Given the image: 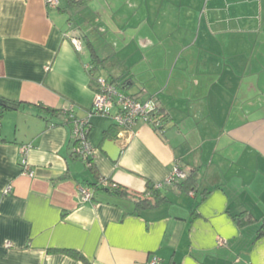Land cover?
<instances>
[{"label": "crops", "instance_id": "1", "mask_svg": "<svg viewBox=\"0 0 264 264\" xmlns=\"http://www.w3.org/2000/svg\"><path fill=\"white\" fill-rule=\"evenodd\" d=\"M59 6L0 0V98L20 104L0 115V264H264V0L111 2L127 58L103 74ZM96 78L154 99L160 131L137 122L118 135L110 117H88ZM69 106L89 118L93 171L76 154ZM175 165L195 187L167 182ZM99 179L127 196L92 188ZM147 185L166 200L136 211Z\"/></svg>", "mask_w": 264, "mask_h": 264}, {"label": "built area", "instance_id": "2", "mask_svg": "<svg viewBox=\"0 0 264 264\" xmlns=\"http://www.w3.org/2000/svg\"><path fill=\"white\" fill-rule=\"evenodd\" d=\"M47 4L56 7L58 1L47 0ZM73 44L78 51L81 50V43L79 41L73 40ZM95 83L94 100L88 117L94 115L110 117L115 127L119 130L118 135L129 133L137 122L147 124L153 129L161 127L158 119L159 107L155 100L140 101L135 97L128 96L122 93L117 85L103 78H96ZM64 112L69 118L73 139L77 142V146L75 147L76 154L87 167H90L94 151L87 140L90 128L89 118H76L72 106L67 107ZM25 151L26 149L22 148V152ZM21 169L23 175H27L29 178L33 177V173L24 159L21 161ZM183 179H185V174L180 170L178 165H175L167 182L174 183ZM98 184L103 188H109V186L115 187L114 185H110L105 179H99ZM79 196L81 203H89L93 198V191L87 187H80ZM6 246L10 247L11 245L7 243ZM157 263L158 260L153 259L150 264Z\"/></svg>", "mask_w": 264, "mask_h": 264}, {"label": "rangeland", "instance_id": "3", "mask_svg": "<svg viewBox=\"0 0 264 264\" xmlns=\"http://www.w3.org/2000/svg\"><path fill=\"white\" fill-rule=\"evenodd\" d=\"M124 0H97L98 10L92 11V15L88 9L82 10H67L64 12L62 17H64V23L67 24V20L73 24H77V27L82 29L83 41L81 42L82 48L86 47L91 54V48L96 57L102 59V68H99V72L103 74L107 69L114 66V63L118 60L126 61L127 55L125 53H120V48L127 45V39L121 37L122 33L120 28L116 29L115 24L112 21L110 14V4L111 2H123ZM80 14V16H79ZM73 30V29H72ZM73 37L77 39L79 36L77 32L73 30ZM117 34V35H116ZM153 39H149V41ZM88 45V46H87ZM130 45V43L128 44ZM92 52V53H93ZM117 52L116 55L113 53ZM91 58V56H90ZM91 61V59L89 60ZM134 92L133 88L126 91V95L132 96Z\"/></svg>", "mask_w": 264, "mask_h": 264}, {"label": "trees", "instance_id": "4", "mask_svg": "<svg viewBox=\"0 0 264 264\" xmlns=\"http://www.w3.org/2000/svg\"><path fill=\"white\" fill-rule=\"evenodd\" d=\"M57 1L60 3V6L58 8L60 12H66L67 10L83 8L84 6H86L90 2V0H57ZM88 48H89V46H88ZM90 50L93 52L92 48ZM92 52L90 54V56H91L90 63L93 66L94 69L91 68V72L93 70L94 71L96 70L95 66H98V64L103 62V61L101 62L99 57H96L94 55V52L93 53ZM126 82L127 81L123 82L121 86L117 85V87L122 88V89L123 88L126 89V87H125ZM111 83L115 84L114 82H111ZM131 97H134V96H131ZM152 100H154V99H152ZM19 106H20L19 103L11 102V101H8V100L0 98V115L3 112H5V111L16 110ZM158 114H160V110H158ZM158 119H159L160 124H161V118H158ZM162 119H163V117H162ZM160 128H156V129L154 128V130L159 132ZM89 130H90V128H89ZM114 131H115L114 129H111L109 131V133L111 134ZM73 142H74L73 143L74 146L76 147L77 146V142L74 139H73ZM89 169L93 171V164L92 163H91ZM194 176H195V174L193 172L189 173L188 175L186 174L185 175V179H183L182 181H177L176 182L177 187H179V189H181V190H187V189H190L191 187H195L196 180H195ZM97 185L99 186L98 183H92L91 184L92 188H97ZM102 189L104 191H106L107 193L113 192L115 195H118L119 197L127 196L126 191L124 189L120 188V187H113V188L111 187V190H109L107 188H103V187H102ZM146 191L150 192L152 195L148 199L147 198H143V199L142 198H138L137 201L134 202L136 211L149 209V208H154V207H156L157 205L161 204L162 202H164L166 200L165 197H161V194H159V191L158 190H154V188L151 185H147ZM238 222H239V224H241L240 220H238ZM261 234H262V231H259L258 232V236H260ZM67 254H69L70 256H72L75 259L83 260L82 257L79 256V254H77L75 252L67 251Z\"/></svg>", "mask_w": 264, "mask_h": 264}, {"label": "water", "instance_id": "5", "mask_svg": "<svg viewBox=\"0 0 264 264\" xmlns=\"http://www.w3.org/2000/svg\"><path fill=\"white\" fill-rule=\"evenodd\" d=\"M102 152L105 153L112 162H116L120 155V149L112 141H106L102 147Z\"/></svg>", "mask_w": 264, "mask_h": 264}]
</instances>
